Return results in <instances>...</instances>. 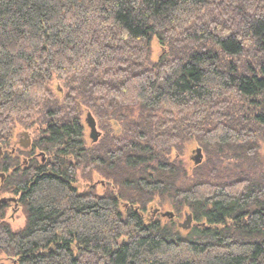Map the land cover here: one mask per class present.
Wrapping results in <instances>:
<instances>
[{
  "label": "trees",
  "instance_id": "16d2710c",
  "mask_svg": "<svg viewBox=\"0 0 264 264\" xmlns=\"http://www.w3.org/2000/svg\"><path fill=\"white\" fill-rule=\"evenodd\" d=\"M263 139L264 0H0V264H264Z\"/></svg>",
  "mask_w": 264,
  "mask_h": 264
},
{
  "label": "rangeland",
  "instance_id": "374dc122",
  "mask_svg": "<svg viewBox=\"0 0 264 264\" xmlns=\"http://www.w3.org/2000/svg\"><path fill=\"white\" fill-rule=\"evenodd\" d=\"M153 46H154V57L158 58L161 55L162 50L156 41L154 42ZM85 119H84V121H85ZM85 124H86L87 139L91 140L90 139V128L87 125L86 121H85ZM25 132H28V131L24 130L22 128H19L18 131L16 132L15 138H14V143H13L14 149H19L22 147L20 145V141L25 139V135H24ZM29 135H30V133H29ZM31 139H32V137H31ZM262 151L264 152V139L262 141ZM197 156H198L197 147L194 144L187 146L184 158L187 160V164L190 168L194 167L195 159ZM170 211H171V208L167 205H165L163 207H158L157 205H152L151 210L149 211L150 212L149 214H150V216H153V217H157L159 215V217H161L163 221H166L168 218L167 216H169L168 213ZM7 217H8L7 218L8 221L12 224L13 228H20L25 223L24 216L22 214L21 209L18 207V205H15V204L11 205V207L8 210ZM186 220H187V218L185 215L182 218H177L178 223H181V224H184V222ZM191 225H192V223H191ZM188 229L189 228H183L182 227L180 230L184 235H186L188 233ZM6 262L10 264V261H6Z\"/></svg>",
  "mask_w": 264,
  "mask_h": 264
},
{
  "label": "water",
  "instance_id": "95a60500",
  "mask_svg": "<svg viewBox=\"0 0 264 264\" xmlns=\"http://www.w3.org/2000/svg\"><path fill=\"white\" fill-rule=\"evenodd\" d=\"M85 121L90 128V138L92 139L93 142H97L101 136V132L98 130L97 122H96L95 118L93 117V115L91 113H88ZM24 135H25V139H23V141L21 142V145L24 148H28V147H30V145L32 143L31 136L29 135L28 132H25ZM1 152L2 151L0 149V154H1ZM197 152H198V156L196 157L195 162L199 163L202 161L203 155L201 153V150H197ZM7 200H9V199L1 200V202L7 201ZM168 215L173 216V214L171 212H169ZM191 223H192L191 217L188 216L187 220L184 222V224H181V226L183 228H189L191 226Z\"/></svg>",
  "mask_w": 264,
  "mask_h": 264
},
{
  "label": "flooded vegetation",
  "instance_id": "af4514ba",
  "mask_svg": "<svg viewBox=\"0 0 264 264\" xmlns=\"http://www.w3.org/2000/svg\"><path fill=\"white\" fill-rule=\"evenodd\" d=\"M22 141H23V140L20 141V145H21V142H22ZM21 146H22V145H21Z\"/></svg>",
  "mask_w": 264,
  "mask_h": 264
}]
</instances>
